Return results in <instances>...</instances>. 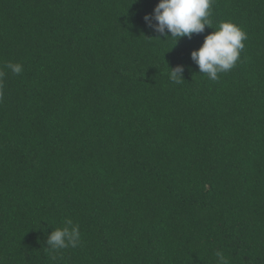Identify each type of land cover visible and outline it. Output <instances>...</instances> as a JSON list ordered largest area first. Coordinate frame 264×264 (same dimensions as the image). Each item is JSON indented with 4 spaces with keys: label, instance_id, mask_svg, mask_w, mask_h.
Masks as SVG:
<instances>
[{
    "label": "trees",
    "instance_id": "trees-1",
    "mask_svg": "<svg viewBox=\"0 0 264 264\" xmlns=\"http://www.w3.org/2000/svg\"><path fill=\"white\" fill-rule=\"evenodd\" d=\"M158 3L0 0V264H264V0H214L248 37L217 81Z\"/></svg>",
    "mask_w": 264,
    "mask_h": 264
},
{
    "label": "clouds",
    "instance_id": "clouds-1",
    "mask_svg": "<svg viewBox=\"0 0 264 264\" xmlns=\"http://www.w3.org/2000/svg\"><path fill=\"white\" fill-rule=\"evenodd\" d=\"M213 2L214 0H159L153 13L145 15L144 20L148 27L164 36L165 40L162 41L159 36L156 38L166 42L171 37L174 39V46L181 37L191 38L193 34H202L206 26L213 28L214 31L205 36L202 46L191 52V59L198 66L201 75L211 81H217L218 74L227 72L235 66L245 47L244 41L248 37L246 32L231 21H221L219 28L215 29L211 19ZM5 67L16 75L23 72V66L19 63L8 62ZM183 71V65L170 68L169 78L180 83L184 80ZM3 76L4 73L0 71V78ZM80 240L79 225L71 218H65L64 226L52 230L47 236L48 246L45 248L55 254L63 249L79 246ZM215 256L216 264H231L223 251L217 250Z\"/></svg>",
    "mask_w": 264,
    "mask_h": 264
}]
</instances>
